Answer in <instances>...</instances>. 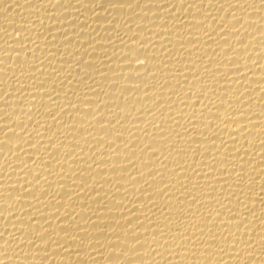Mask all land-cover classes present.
<instances>
[{"label": "bare ground", "instance_id": "6f19581e", "mask_svg": "<svg viewBox=\"0 0 264 264\" xmlns=\"http://www.w3.org/2000/svg\"><path fill=\"white\" fill-rule=\"evenodd\" d=\"M0 264H264V0H0Z\"/></svg>", "mask_w": 264, "mask_h": 264}]
</instances>
